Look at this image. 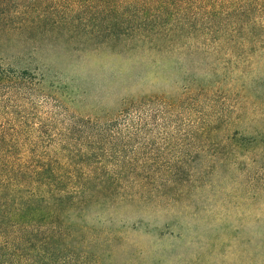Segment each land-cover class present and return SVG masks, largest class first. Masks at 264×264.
<instances>
[{
	"label": "rangeland",
	"instance_id": "1",
	"mask_svg": "<svg viewBox=\"0 0 264 264\" xmlns=\"http://www.w3.org/2000/svg\"><path fill=\"white\" fill-rule=\"evenodd\" d=\"M7 33H0V64L43 71L44 92H54L52 99L36 92L37 114L59 110L60 89L72 93L67 110L90 122V146L102 142L104 155L105 118L122 101L154 117L162 107L146 97L179 98L187 87L198 104L145 122V131L118 143L116 161L105 164L104 156L97 167L127 174L104 212L87 219L104 245L85 264H254L250 242L264 234V54L233 71L225 55L116 58L105 47L82 49L83 36ZM205 113L216 116L219 133H190ZM151 172L155 181L144 184Z\"/></svg>",
	"mask_w": 264,
	"mask_h": 264
},
{
	"label": "trees",
	"instance_id": "2",
	"mask_svg": "<svg viewBox=\"0 0 264 264\" xmlns=\"http://www.w3.org/2000/svg\"><path fill=\"white\" fill-rule=\"evenodd\" d=\"M6 32L47 41L83 36L82 49L105 47L116 58L225 55V65L238 71L264 54V0H0V33ZM45 78L30 66L0 64V264L97 260L87 254L104 242L87 219L104 212L105 199L116 196L127 174L97 166L104 156L105 164L116 161L118 143L145 131V122L198 105L187 87L179 98L146 97L162 107L154 117L133 113L122 101L115 116L105 118L104 155L102 142L90 146V122L67 110L72 93L60 89L59 110L37 114L36 92L53 98L44 92ZM200 122L190 133H219L215 115L205 113ZM148 175L144 184L155 181ZM183 175L175 174L176 181ZM250 243L251 261L264 264V234Z\"/></svg>",
	"mask_w": 264,
	"mask_h": 264
}]
</instances>
